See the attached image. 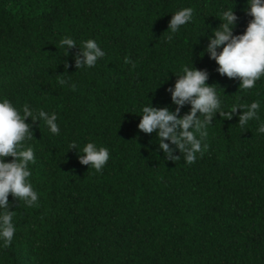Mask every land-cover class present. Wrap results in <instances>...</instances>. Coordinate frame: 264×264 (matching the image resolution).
Returning a JSON list of instances; mask_svg holds the SVG:
<instances>
[{
    "label": "trees",
    "instance_id": "1",
    "mask_svg": "<svg viewBox=\"0 0 264 264\" xmlns=\"http://www.w3.org/2000/svg\"><path fill=\"white\" fill-rule=\"evenodd\" d=\"M183 7L194 9V20L171 34ZM227 8L238 17L233 34L243 33L253 19L247 0H0V98L55 113L60 127L50 133L38 112L26 120L39 206L9 194L16 231L0 247V264H264L258 122L241 128L243 109L231 118L217 111L207 148L191 164L165 140L177 157L170 158L158 131L138 128L144 105L190 114L191 103L176 105L169 91L184 65L208 73L222 110L259 101L264 120V77L241 90L207 52ZM66 36L76 45L61 47ZM87 39L105 56L79 69ZM196 118L203 119L199 110ZM88 142L109 149L100 172L81 162Z\"/></svg>",
    "mask_w": 264,
    "mask_h": 264
},
{
    "label": "clouds",
    "instance_id": "2",
    "mask_svg": "<svg viewBox=\"0 0 264 264\" xmlns=\"http://www.w3.org/2000/svg\"><path fill=\"white\" fill-rule=\"evenodd\" d=\"M248 14L253 17L246 30L238 35L233 34V28L238 19L233 8H227L219 15L224 23L219 29L214 30V37L208 45L207 52L211 54L217 64L221 75L229 78L238 77L241 81L240 89L248 90L256 86L258 80L264 77V0H247ZM194 20V9L183 7L174 12L169 23L171 34L177 33L181 27ZM169 40L172 35H169ZM76 45V41L66 36L60 41V46L68 48ZM218 49H220L218 51ZM82 58L76 57L77 67L91 68L96 65L99 58L105 56V52L94 39H87L81 43ZM65 52L67 49L65 48ZM203 55V54H202ZM127 59L125 63H129ZM180 78L175 83L172 100L178 106L186 102L192 105L190 114L179 118L176 112L168 108H156L144 105L141 109L142 119L138 128L145 133L158 131L159 146L172 159V149L165 140H170L182 153L185 161L194 163L197 154L202 155L207 145L203 140L208 135V126L211 125L213 116L220 111L223 117L231 118L233 112L243 109L239 118V126L244 128L249 121H257V133L264 135V120L260 119V102L253 101L250 104L233 105L231 110H222V101L215 87L206 83L208 73L199 70L192 65H184L180 71ZM65 83V79H60ZM71 87L74 89L75 85ZM200 111L203 119H197L196 113ZM43 118L44 125L54 135L60 134L57 123V115L48 114L43 109L36 112L25 104L22 108L15 106L8 98H0V247L7 248L11 245L15 235L14 216L15 211L10 210L9 194L22 201L26 206L38 207V193L34 190L30 177L32 171L30 164L36 162L35 149L29 142L33 139L30 124L26 123L28 117L33 120ZM194 125V127H193ZM192 129V130H190ZM77 146L76 142L69 147ZM80 150L86 155L81 156V162L89 164L97 172L103 170L110 158L107 147H98L94 142L86 143ZM13 157L6 161V157Z\"/></svg>",
    "mask_w": 264,
    "mask_h": 264
}]
</instances>
